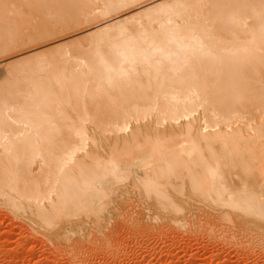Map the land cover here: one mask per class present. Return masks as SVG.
<instances>
[{
  "label": "bare ground",
  "instance_id": "1",
  "mask_svg": "<svg viewBox=\"0 0 264 264\" xmlns=\"http://www.w3.org/2000/svg\"><path fill=\"white\" fill-rule=\"evenodd\" d=\"M194 203L264 247V0H0V207L54 246Z\"/></svg>",
  "mask_w": 264,
  "mask_h": 264
},
{
  "label": "rangeland",
  "instance_id": "2",
  "mask_svg": "<svg viewBox=\"0 0 264 264\" xmlns=\"http://www.w3.org/2000/svg\"><path fill=\"white\" fill-rule=\"evenodd\" d=\"M130 195L126 193L127 199L134 204L126 199L125 204L131 206L125 205V208L127 206L128 211L129 208L135 210L136 207L140 210L139 202ZM194 204L189 207L191 215L189 214V216L182 219L184 220L182 226H180L181 223L177 226L166 221L159 228L156 219L152 221L149 218L152 211L146 213L141 211L142 214H138L139 216L137 215V218L134 217L135 219H133L136 222L132 221L134 227L130 226L128 222H121L118 216L110 217L109 222L114 219L120 223L118 224L113 220L112 229L109 230L110 234L106 235L105 240L102 241L103 243L101 242L102 244L99 241L95 243V240H92V245H87L84 239L88 238V233H91L90 235L93 237H98L100 231L101 233L105 232L104 229H106L107 224L100 226L98 228L99 232L87 228L86 235H83L84 233L79 234V236L71 234L65 243H56L57 245L54 246L46 242L35 227L28 223L31 218L28 219L29 221L26 218L30 216L25 214L12 215L0 207V264H264V247L259 248L255 244L254 238L245 236L246 240L244 239V241L243 238L245 237L238 233V235L234 234L235 236L233 235L232 238H224L225 240L222 239L221 241L219 239L221 235L226 234L222 231L225 223L207 219L205 216L201 217L199 211L202 210L203 206L200 203L198 205L197 203ZM135 226L138 231L147 227V232L138 233L134 230ZM154 226H157V228ZM153 228L154 230H152ZM205 228L211 229V232L207 235H205ZM32 230L33 232H31ZM220 231L222 234H218V232L221 233ZM215 233L220 236H215ZM210 234H214L215 237L210 238L211 236H208ZM69 239L70 241H68Z\"/></svg>",
  "mask_w": 264,
  "mask_h": 264
}]
</instances>
